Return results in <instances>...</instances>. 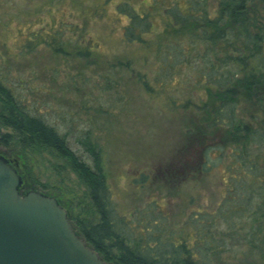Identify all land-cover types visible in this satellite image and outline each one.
<instances>
[{"label": "trees", "instance_id": "trees-1", "mask_svg": "<svg viewBox=\"0 0 264 264\" xmlns=\"http://www.w3.org/2000/svg\"><path fill=\"white\" fill-rule=\"evenodd\" d=\"M83 2L78 5L80 24L65 26L50 13V20L39 19V27L29 30L21 39L17 54L44 52L58 59L84 62L83 68L100 64V71L104 73L100 72L104 84L100 88L105 91L114 84L111 72L120 70L146 93L156 88L166 91L178 83L189 89L203 90L204 99L199 97L201 100L194 102L187 98L179 103L187 113L188 124L186 145L175 158L180 171L202 173L215 166L211 162L215 152L219 160L226 152V194L213 217L199 219L194 215L190 219L199 228L198 240L191 247L187 240L178 244L155 243L154 247L127 244L111 215L98 146L88 137L81 141L92 159L89 166L69 148L65 136L33 113L0 80V156L14 166L18 164L16 170L22 180L20 195L40 190L51 196L43 190L45 186L33 181L21 164L27 156L50 155L69 168L87 188L99 221L88 225L76 223L66 210L68 219L75 233L107 264H211L209 253H219L215 244L221 245L232 238L236 225L232 218H241L247 211L251 212L253 223L250 253L264 258V213H261L264 205V104L259 97L264 87V18L252 8L258 2L264 10V0H217L215 13L208 0H118L113 17L119 25L118 42L123 51L110 59L101 42L87 33L93 22L106 19L110 0L87 5ZM45 7L51 10L50 6ZM72 34L82 40L75 41ZM0 43L1 47L5 46L4 41ZM152 59L153 65L147 71L137 68L139 63L147 64ZM182 70L189 71L185 80L181 78ZM240 100L247 101L261 113L259 118L252 117L254 123L238 117ZM168 104H176L171 96ZM174 165V162L169 164L167 169L174 172ZM256 200L261 201V206L255 204ZM214 222L227 224L225 235L216 241L211 233V228L217 226Z\"/></svg>", "mask_w": 264, "mask_h": 264}, {"label": "rangeland", "instance_id": "rangeland-1", "mask_svg": "<svg viewBox=\"0 0 264 264\" xmlns=\"http://www.w3.org/2000/svg\"><path fill=\"white\" fill-rule=\"evenodd\" d=\"M80 1L87 5L102 0H0V40L5 43L0 46V80L33 113L65 136L69 148L89 166H92V159L84 151L81 141L88 137L98 146L111 215L127 244L154 247L155 243L178 244L187 240L191 247L198 240L199 228L190 219L194 215L201 219L218 213L227 186L226 152L221 160L215 152L211 157L215 166L202 173L180 171L175 158L186 145L188 124L187 113L179 103L187 98L200 101L203 90L189 89L178 83L166 91L156 88L146 93L120 70L119 73L111 72L114 84L112 89L105 91L100 88L104 85L100 64L83 68L84 62L58 59L44 55V52L17 54L21 39L29 30L39 27V19L50 20V13L65 26L80 24ZM117 1L110 0L104 21L93 22L87 28V33L101 42L108 59L123 51L118 42L119 25L113 17ZM208 3L215 13L217 0H208ZM45 6H50L51 10ZM252 8L264 18L261 3L256 2ZM72 38L82 40L77 34H72ZM153 62L152 59L147 64L139 63L137 68L147 71ZM187 75L188 70L181 71L183 80ZM170 96L176 104H168ZM259 97L264 104V87ZM237 114L247 123H254V118L261 116L245 100H240ZM173 162L176 170L170 172L167 167ZM21 164L33 181L45 186L43 190L63 204L73 221L85 225L99 221V215L90 204L87 188L60 160L42 154L27 156ZM254 202L261 206L260 200ZM261 213H264V205ZM249 214L251 212L247 211L241 218H232L236 224L232 238H227L221 245L215 244L219 253H209V263L264 264V258L250 253L253 223ZM225 231L227 224L224 222L211 228L215 241L225 235Z\"/></svg>", "mask_w": 264, "mask_h": 264}, {"label": "water", "instance_id": "water-1", "mask_svg": "<svg viewBox=\"0 0 264 264\" xmlns=\"http://www.w3.org/2000/svg\"><path fill=\"white\" fill-rule=\"evenodd\" d=\"M21 184L0 156V264H107L75 233L58 200L40 191L20 195Z\"/></svg>", "mask_w": 264, "mask_h": 264}]
</instances>
